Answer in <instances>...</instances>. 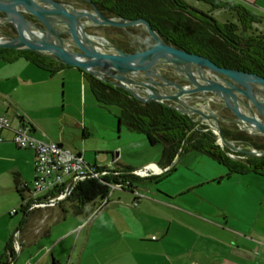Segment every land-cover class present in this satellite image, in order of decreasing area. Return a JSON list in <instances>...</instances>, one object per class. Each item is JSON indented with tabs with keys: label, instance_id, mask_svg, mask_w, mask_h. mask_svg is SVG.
I'll return each instance as SVG.
<instances>
[{
	"label": "crops",
	"instance_id": "0c3cea01",
	"mask_svg": "<svg viewBox=\"0 0 264 264\" xmlns=\"http://www.w3.org/2000/svg\"><path fill=\"white\" fill-rule=\"evenodd\" d=\"M88 89L77 67L50 76L24 58L0 57V116L11 121L10 128L0 129V261L264 264V177L227 176L222 165L198 152L177 158L172 171L152 175L156 181L141 177L146 180L135 189L145 195L141 199L133 190L115 189L94 215L96 205L88 215H76L66 202L23 208L35 152L14 142L20 122L38 138L81 152L93 166L122 170L159 164L163 146L153 149L158 144L150 145L144 134L99 119L95 108L101 105ZM180 166L190 172L162 187Z\"/></svg>",
	"mask_w": 264,
	"mask_h": 264
},
{
	"label": "water",
	"instance_id": "95a60500",
	"mask_svg": "<svg viewBox=\"0 0 264 264\" xmlns=\"http://www.w3.org/2000/svg\"><path fill=\"white\" fill-rule=\"evenodd\" d=\"M91 10L71 7L59 0H0V48L48 54L65 66L128 90L138 100L170 101L200 123L217 131V139L235 151L264 155L240 147L224 137L223 123L264 138V76L222 67L210 58L166 41L144 18L107 17L91 3ZM11 25L12 33L2 29ZM92 26H143L150 39L141 48L130 33L131 50L87 31ZM165 72L178 76L169 79ZM225 110L227 112H225ZM178 155L177 158H179Z\"/></svg>",
	"mask_w": 264,
	"mask_h": 264
},
{
	"label": "trees",
	"instance_id": "16d2710c",
	"mask_svg": "<svg viewBox=\"0 0 264 264\" xmlns=\"http://www.w3.org/2000/svg\"><path fill=\"white\" fill-rule=\"evenodd\" d=\"M86 7L90 2L81 0ZM107 17L125 19L144 18L154 30L166 41L210 58L222 67L235 68L264 76V32L254 24L263 22V18L250 13L241 6L227 1L204 0L215 9L233 10L237 14L236 21L220 23L208 12L193 7L184 0H90ZM137 33V27H116L124 31L121 49L130 51L132 37L130 33L144 39H134L133 44L145 48L149 35L143 26ZM0 57L8 62L18 58L33 63L46 71L50 76L59 70L67 68L48 54L30 50H14L0 48ZM90 91L99 105L103 107L117 106L120 109L118 122L129 130L144 134L150 145L163 146L162 157L158 162L163 168L171 167L178 155L198 152L211 157L222 165L227 176L232 174H254L264 177V155L254 156L241 151H235L227 145L220 144L213 129L205 123L196 120V115L186 114L173 107L170 101L143 102L134 97L123 87L104 82L92 74L83 71ZM225 112H227L225 110ZM222 134L228 140L240 147H252L264 151V138L253 136L239 130L235 125L221 127ZM233 154L234 156H231ZM107 169L108 167H100ZM135 170L126 167L122 170L109 169L102 177L103 181L123 184L124 188L135 191L139 183L144 182L139 176L131 174ZM148 178L156 181V178ZM161 177V176H158ZM110 192L109 186L98 179L90 178L81 182L73 194L64 202L76 215H88L93 206L101 203ZM24 208V207H23ZM0 264H8L0 261ZM53 264H58L53 262Z\"/></svg>",
	"mask_w": 264,
	"mask_h": 264
},
{
	"label": "built area",
	"instance_id": "2783aa9c",
	"mask_svg": "<svg viewBox=\"0 0 264 264\" xmlns=\"http://www.w3.org/2000/svg\"><path fill=\"white\" fill-rule=\"evenodd\" d=\"M11 121L5 115L0 116V129L10 128ZM217 135V131L214 130ZM14 142L20 148L32 149L35 152L34 178L29 188L27 184L23 187L28 189V197L23 199L22 207L28 210L36 208L56 207L66 201L74 192L75 188L83 181L94 178L101 180L109 186L108 196L95 206L94 215L105 204L115 189H124L123 184L106 182L102 177L109 173L110 167L102 169L88 164L81 152H73L65 148L57 141H47L32 134L29 124L20 122L14 129ZM220 144H223L219 140ZM234 156L233 154H230ZM169 168H163L157 163H149L142 168L131 172L139 177L159 175ZM136 199L145 195L138 190L134 191ZM13 209L12 213H16Z\"/></svg>",
	"mask_w": 264,
	"mask_h": 264
},
{
	"label": "rangeland",
	"instance_id": "374dc122",
	"mask_svg": "<svg viewBox=\"0 0 264 264\" xmlns=\"http://www.w3.org/2000/svg\"><path fill=\"white\" fill-rule=\"evenodd\" d=\"M188 4L192 5L193 7L197 8L198 10H201L204 13L210 12L215 20L219 21L220 23H224L226 21H236L237 14L233 10H228L224 8L215 9L210 3L204 1V0H184ZM221 1H227L234 5L241 6L248 10L250 13L255 14L257 16H260L264 19V0H221ZM257 26L261 31L264 32V20L262 23L254 24ZM87 31L91 34L97 35L99 37L106 38L110 43L114 45H121L122 40L125 38L124 31L121 29H118L113 26H92L87 28ZM136 32H142V28L139 26L136 29ZM88 95H90L91 99L95 100V97L90 92V90H87ZM96 111L99 119L102 120H114L116 127H118V119L116 116L119 114L120 109L117 106H110L108 108H104L101 106H96ZM161 148L160 144L153 147V149H159ZM184 171V172H183ZM190 171L183 169V166L179 167V170L174 173V175L167 179L162 187H165L168 183H171L172 181H176L178 177L180 178L184 174H188Z\"/></svg>",
	"mask_w": 264,
	"mask_h": 264
},
{
	"label": "flooded vegetation",
	"instance_id": "af4514ba",
	"mask_svg": "<svg viewBox=\"0 0 264 264\" xmlns=\"http://www.w3.org/2000/svg\"><path fill=\"white\" fill-rule=\"evenodd\" d=\"M62 1L63 3L71 6V7H76L78 9H87V10H91V7H86L84 5V3L81 0H59ZM89 28V27H88ZM2 29L8 33H12L13 32V28L11 25H4L2 26ZM150 39V37H149ZM165 76L169 79H173V80H177L180 82V78L172 73L169 72H165ZM226 124V123H225Z\"/></svg>",
	"mask_w": 264,
	"mask_h": 264
}]
</instances>
